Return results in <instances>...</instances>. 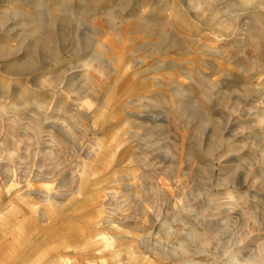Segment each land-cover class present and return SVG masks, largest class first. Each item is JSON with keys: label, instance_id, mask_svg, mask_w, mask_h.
Instances as JSON below:
<instances>
[{"label": "rangeland", "instance_id": "rangeland-1", "mask_svg": "<svg viewBox=\"0 0 264 264\" xmlns=\"http://www.w3.org/2000/svg\"><path fill=\"white\" fill-rule=\"evenodd\" d=\"M75 1L0 0V264H264V0Z\"/></svg>", "mask_w": 264, "mask_h": 264}, {"label": "bare ground", "instance_id": "bare-ground-1", "mask_svg": "<svg viewBox=\"0 0 264 264\" xmlns=\"http://www.w3.org/2000/svg\"><path fill=\"white\" fill-rule=\"evenodd\" d=\"M76 3H78V5H79V1L78 0H76L75 1ZM71 3V2H70ZM70 6H71V4H70ZM5 8V7H4ZM2 12H4V10H2ZM3 14H5V13H3ZM2 15V14H1ZM256 22L259 24L258 26H260L261 25V20L260 19H257L256 20ZM256 25V24H255ZM254 25V26H255ZM254 27L255 29H254V31L255 30H259V27ZM241 40V39H240ZM86 57V54L85 53H80V58H85ZM93 60V57L91 56V57H89V59H84V61H83V65H82V68H85V67H93L94 65L92 64V61ZM121 69V65H118V64H115L114 66H113V69H112V71L111 72H114V73H119V70ZM111 76V75H110ZM121 76V75H120ZM230 161V160H229ZM224 167H227V165H225L224 164ZM234 169H236V167L234 168ZM221 176H223V175H221ZM224 179V178H223ZM221 181H223V180H221ZM227 181H229V180H227ZM224 182V181H223ZM241 184V182L239 181V178H238V181H236V183H235V186L236 187H238L239 185ZM232 193V196L231 197H234V195H235V193H236V189L235 190H233V192H231ZM231 195V194H230ZM244 195L247 197V199H249L250 198V200L251 201H254L257 197H258V191H253V192H251L250 190H247V191H245L244 192ZM230 203V202H229ZM234 204V203H233ZM236 205L237 204H235V205H230V204H228V203H226L225 204V208L223 209V211H225L226 213H225V218L228 216V217H230V218H235V219H238V220H241V221H244V219H243V217L242 216H239L240 214L239 213H237V211H236ZM228 209H231V211H228ZM222 213V212H221ZM243 219V220H242ZM229 220V219H228ZM226 224H229V222L228 223H226ZM225 224V225H226ZM247 244V243H246ZM251 242H249L248 243V246H251ZM110 245H108L107 244V247H109ZM241 254H242V252H240ZM242 260H244V261H246V263L245 264H251L250 262V260L249 259H247L245 256H242V258H241ZM243 263V262H242ZM244 264V263H243Z\"/></svg>", "mask_w": 264, "mask_h": 264}, {"label": "crops", "instance_id": "crops-1", "mask_svg": "<svg viewBox=\"0 0 264 264\" xmlns=\"http://www.w3.org/2000/svg\"><path fill=\"white\" fill-rule=\"evenodd\" d=\"M110 243H113V242H110V241H109V242H107V243L104 245V247H103V248H104V249H109V248H112ZM107 244H108V245H110V246H109V248L107 247ZM115 253H116V252L114 251V252H113V254H111V257H112V258H115V257H117V254H115ZM64 264H68V263H67V262H65Z\"/></svg>", "mask_w": 264, "mask_h": 264}]
</instances>
